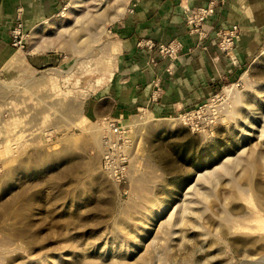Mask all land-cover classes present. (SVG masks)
I'll return each instance as SVG.
<instances>
[{
  "label": "rangeland",
  "instance_id": "rangeland-1",
  "mask_svg": "<svg viewBox=\"0 0 264 264\" xmlns=\"http://www.w3.org/2000/svg\"><path fill=\"white\" fill-rule=\"evenodd\" d=\"M131 2L63 0L32 31L19 16L11 25L0 264H264V36L207 102L174 117H93L108 30ZM234 26V47L219 49L230 58L242 28L215 30ZM109 149L126 161L105 162Z\"/></svg>",
  "mask_w": 264,
  "mask_h": 264
},
{
  "label": "crops",
  "instance_id": "crops-1",
  "mask_svg": "<svg viewBox=\"0 0 264 264\" xmlns=\"http://www.w3.org/2000/svg\"><path fill=\"white\" fill-rule=\"evenodd\" d=\"M209 1L138 0L132 12L127 9L118 16L108 30L112 49L109 73L89 108L91 115L116 118L146 110L174 117L207 102L234 80L238 68L262 44L264 0L220 1L203 27L205 34L191 33L186 10ZM62 4L63 0H0V66L12 54L10 29L15 19L19 16L26 30L32 31L53 18ZM232 24L243 30L234 58L219 50L215 37L216 28ZM174 39L182 44L176 58L162 56L157 47Z\"/></svg>",
  "mask_w": 264,
  "mask_h": 264
},
{
  "label": "built area",
  "instance_id": "built-area-1",
  "mask_svg": "<svg viewBox=\"0 0 264 264\" xmlns=\"http://www.w3.org/2000/svg\"><path fill=\"white\" fill-rule=\"evenodd\" d=\"M138 0H132L128 7V11L132 12L133 8L135 6V3ZM223 0H210L207 5L205 6H200L195 8L194 10H186V15H185V21L186 24L190 28V32H197L201 35H204V29L203 27L205 24L208 22V20L214 16L218 3ZM18 24L13 31V45L19 48H24L25 47V42H24V35L25 33L22 32V22L21 21H16ZM238 27L234 26L230 31H225L224 28L218 29L217 33L215 34L216 36H219L221 42H219V49L222 51H227L230 48L234 47V44L236 43L237 39L239 38L238 35ZM181 43L177 40H170L168 42L160 44L157 48L159 50V53L170 59H175L179 49L181 48ZM149 47L153 48L155 47L154 45H149ZM126 158L124 155H120L118 158H114L112 153L110 152V149L106 151V157H105V162H125Z\"/></svg>",
  "mask_w": 264,
  "mask_h": 264
},
{
  "label": "bare ground",
  "instance_id": "bare-ground-1",
  "mask_svg": "<svg viewBox=\"0 0 264 264\" xmlns=\"http://www.w3.org/2000/svg\"><path fill=\"white\" fill-rule=\"evenodd\" d=\"M116 16H118V14H116ZM255 163H257V161L255 162ZM212 174V173H211ZM213 175V174H212ZM210 190V189H209ZM197 193H198V191H197ZM206 193V192H205ZM206 197V196H205Z\"/></svg>",
  "mask_w": 264,
  "mask_h": 264
}]
</instances>
